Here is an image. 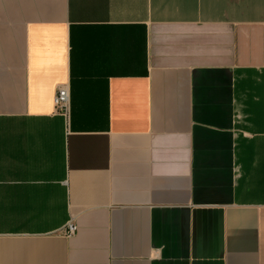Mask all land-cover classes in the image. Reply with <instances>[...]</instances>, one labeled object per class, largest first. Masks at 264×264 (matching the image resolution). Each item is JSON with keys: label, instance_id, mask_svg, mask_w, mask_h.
I'll return each instance as SVG.
<instances>
[{"label": "crops", "instance_id": "0c3cea01", "mask_svg": "<svg viewBox=\"0 0 264 264\" xmlns=\"http://www.w3.org/2000/svg\"><path fill=\"white\" fill-rule=\"evenodd\" d=\"M0 264H264V0H0Z\"/></svg>", "mask_w": 264, "mask_h": 264}, {"label": "built area", "instance_id": "2783aa9c", "mask_svg": "<svg viewBox=\"0 0 264 264\" xmlns=\"http://www.w3.org/2000/svg\"><path fill=\"white\" fill-rule=\"evenodd\" d=\"M54 106L58 113L64 115L69 122L71 116V91L68 84L58 87L54 96ZM78 231V224L69 222L66 226V235L71 236Z\"/></svg>", "mask_w": 264, "mask_h": 264}]
</instances>
